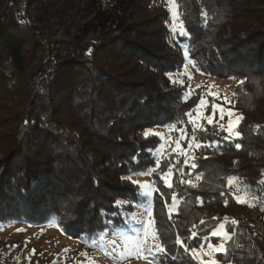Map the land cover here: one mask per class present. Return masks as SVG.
<instances>
[{
	"label": "trees",
	"instance_id": "16d2710c",
	"mask_svg": "<svg viewBox=\"0 0 264 264\" xmlns=\"http://www.w3.org/2000/svg\"><path fill=\"white\" fill-rule=\"evenodd\" d=\"M105 1L104 7L101 0H24L25 16L18 12L19 0H0V55L3 65L10 66L0 73V82L8 93L6 105L13 107L7 116L0 114V146H5L0 153V227L12 222L42 226L54 212L67 235L86 240L112 218L102 212L131 214L142 208L135 206L143 198L134 196L139 189L129 176L155 166L161 141L152 134L145 137L147 128L174 124L192 135L186 114L201 96L193 90L183 99L190 85L179 75L183 44L190 45L200 72L245 80L255 89L263 86L264 64L258 61L264 59V0H245L251 2L246 23L232 32L234 42L228 43L215 39L231 19L230 7L242 6L240 0H175L190 40L171 34L167 9L158 6L162 15H155V4L162 0ZM33 6L39 7L37 17L31 14ZM143 8L145 17L140 15ZM46 24H51L49 32L43 29ZM62 26L75 28V34L67 32L71 41L55 48L51 33ZM90 36L98 39L90 41ZM251 44L258 56L245 52ZM40 45L43 57L31 66ZM176 79L184 85L174 84ZM252 96L248 85L238 87L227 105L244 117L238 127L242 138L222 141L218 151L196 149L197 168L191 175L180 157L176 167L184 175L181 179L174 172L171 189L160 174L175 154L162 157L153 173L160 190L153 197V216L166 252L156 264H200L191 249L218 242L210 233L229 212L258 209L264 232V109L253 104ZM203 125L207 131L197 130V140L227 135H216L215 122ZM236 196L249 203H238ZM173 197L179 203L170 212ZM115 201H123V208H114ZM112 219L130 231L120 215ZM226 228L231 239L224 243L226 253L216 254L220 264H264V236L230 223ZM177 236L182 244L176 243Z\"/></svg>",
	"mask_w": 264,
	"mask_h": 264
},
{
	"label": "rangeland",
	"instance_id": "374dc122",
	"mask_svg": "<svg viewBox=\"0 0 264 264\" xmlns=\"http://www.w3.org/2000/svg\"><path fill=\"white\" fill-rule=\"evenodd\" d=\"M101 3H103L104 7L107 4L105 0H101ZM234 3H238V1L236 0ZM250 3L251 2H246L245 0H240V4L242 5L241 7H233V6L230 7L231 8L230 11L232 12L231 19H229V22L227 21L226 25L223 28V31L217 35L215 42L218 43L222 39L224 40L223 42L225 43H228V41L234 42V40H232V37H233L232 32L235 31L236 29L239 30V28L243 26V23H246L243 21V19H245L244 17L247 18V16L249 15V13L247 12V8L249 7L248 5ZM23 6H25V2ZM158 6H162L164 9H167L170 12V20L169 22H166V23H167L169 30L171 31V34H175L172 31V28L174 26V21L172 18L173 16L172 9H175L177 16H178L177 20L175 21V25L178 27L180 23V16L178 14L177 4L175 0H173L172 3H170L169 0H162V1L157 2V4H155V7L158 8V11L155 12V15L159 14V12H160L159 15H162V12L160 11L162 9ZM19 7H20V2H19ZM144 8L140 12V15L142 17L146 16V14L143 13L145 10ZM25 10L26 9L22 7L21 9L18 10V12L20 15L26 16ZM31 11H32L31 13L32 15L36 17L39 16L40 10L38 6H33ZM150 14L152 13L150 12ZM51 22L55 23L56 21L52 20ZM43 29L44 30L46 29L49 32V30L51 29V24L44 25ZM69 30L70 31H66V29H64V26L60 28L56 27L53 30L51 34L54 35L52 42L56 43V45L54 46L55 48L57 47L65 48L68 44V41H71V37L75 34L76 29L70 27ZM163 30H164V27L162 24L160 32L162 33ZM67 32L71 34V37H68L66 35ZM96 39H98L97 36L89 37L90 41H95ZM40 47L41 45L38 47L35 46L36 54H33L32 58H30L29 60L31 61V66H34L35 62L38 63L40 61L38 58L42 59L43 57V55L39 53V51L41 50ZM26 49L31 50L29 48H26ZM245 52L247 53L249 52L248 55H251L253 54V52H256L258 56L259 51H258L257 46L251 44L249 48L245 49ZM166 54L170 55L168 52ZM261 54H262V58H264V50L261 52ZM3 59H4V56L0 55V62H1L0 63V73H3V71H9L10 69L9 65L7 66L3 65ZM260 62H263L264 64V59L259 60L258 64ZM71 67H74V66H71ZM131 68L132 67L129 66L124 69L130 70ZM188 71L191 74V79L189 80L190 86L193 90H197L198 92H200L199 93L200 96H202V94L204 93L218 92L221 96H227L230 100V98H232L233 94L235 93L238 87L243 88V89L245 87L246 89V86L248 85L250 88L251 95H253L252 96L253 104H256V105L258 104L257 106L259 108L263 107L264 109V75L262 78H259V81L263 82L262 84L263 86L259 87L258 89H255L253 88L252 85H250V83L246 84L245 80L216 78L214 76L207 75V74L200 72L193 65L188 66ZM84 73H86V71H84ZM258 75H262V73H258ZM63 78L64 77L62 76V79ZM241 81H243V84L240 83ZM210 85H212V87H209ZM3 94H4V97H3ZM7 98H8V93H6V90L2 88V85L0 82V114H4L5 116H7V114L5 113H11L13 110L12 106L6 105ZM204 98L209 101L212 100L211 96H205ZM4 108L5 110L3 111ZM232 108L234 112L233 119H235L236 116H241V113L239 111H237L234 107ZM205 114L210 115L211 109L209 108L208 112ZM193 115H195V113ZM216 120H218V115L217 117L214 118V122ZM200 123L203 124L207 122L201 120ZM222 123L225 125V127L228 126L227 116H225ZM146 131H149L150 134L153 132H159L164 135L165 148H164L162 157H167L168 152L170 151V149L168 148L167 141L175 140L180 135L177 131H175V129H172L170 131L168 127H158V126L156 127L155 126V127L147 128ZM191 136L192 135L188 133L187 137H185V140L183 141L184 148H187V143H188V140L191 138ZM192 142L195 143L196 141H192ZM4 147L5 146L3 147L0 146V153H2L1 149ZM173 147H175V145H173ZM195 150H193L190 153V156H193V153ZM156 156H157V152H156ZM179 168L180 167H176V169H179ZM176 169L173 170L172 174H170V182H172L174 172H177ZM165 172H167V170ZM131 179L134 181H138L141 184L145 182L152 183L154 181L153 174L152 175L134 174L131 176ZM154 194H159V192L153 193V197H154ZM178 203L179 201L176 199V206L172 207L171 205V207H169V211L173 212L174 210H176ZM254 209L255 208L251 207L250 209L245 210V211L240 210V212L226 213L224 214V219H223V222H221V224L224 223L225 226L227 227L228 223H230L229 220L232 217L241 216L244 218V222H246L245 223L246 226L242 225L243 228L250 230L256 235L264 236V232L262 229L263 220L261 221V219L259 218L260 216L259 210L256 209L257 211H255ZM142 212H143V208H140L139 210L135 212L137 213L138 218H139L140 213ZM225 218H227V221H225ZM18 229H23V231H18ZM61 229L62 227L60 225L58 227L56 226V224L50 223V222L42 226H33V225H29V224L22 223V222H12L7 225H1L0 227V264H148V262L145 259L143 258L138 259L134 256L121 260L119 258V253L121 251H124V246L121 240L118 237L114 236L113 234L112 235L108 234L103 237V240L106 242L103 246H93V244L90 241L75 239L73 237H70L69 235H67L66 232H64V230H61ZM129 235H131L130 231H129ZM112 240H116V243L119 245V248H117L116 251H113L110 245L107 244V242H110ZM226 241L227 240H222V237H219L218 242L210 241L209 243L215 246H219L220 243L224 244ZM96 244L100 245V240L96 241ZM33 249L35 250V252H33ZM65 249H68V251H65ZM196 251H197V254L201 257V259L198 260L200 264H206V262L210 261L211 259H215L217 261V264H220L218 260L216 259V254L218 252L215 253L214 256L212 257L208 256L207 253L209 249L207 246L203 248L200 247L196 249ZM82 253H87V256L81 255ZM154 264L156 263L154 262Z\"/></svg>",
	"mask_w": 264,
	"mask_h": 264
},
{
	"label": "snow or ice",
	"instance_id": "6c2138e0",
	"mask_svg": "<svg viewBox=\"0 0 264 264\" xmlns=\"http://www.w3.org/2000/svg\"><path fill=\"white\" fill-rule=\"evenodd\" d=\"M170 3L173 2V0H169ZM173 13V21L174 26L172 28V31L174 33L179 32L180 36L188 37L190 40V34L186 31L183 21H180L179 26L177 27L175 25V21L177 20L178 16L175 11V9H172ZM205 18L207 17V12L204 13ZM182 48L184 49V61L182 62V71L179 72L180 76H187L188 79H191V74L188 71V66L193 65L195 66L196 60L193 59L190 56V45L189 44H183ZM199 70V69H198ZM169 78H172V74L169 73ZM173 83L176 85L183 86L184 80L183 79H176L173 80ZM243 84V81L240 82ZM209 87H212L210 85ZM193 93V89L189 85L187 89L183 92V99L186 101ZM205 96H211L212 100L209 101L205 99ZM231 101L227 96H221L218 92L213 93H204L202 94L199 103L191 109L186 115L188 116V123L192 125V136L188 140L187 148L183 147V141L185 140V137H187L188 133L186 128H175L174 124L171 125H165V127H168L170 131L172 129H175L180 135L175 140H169L167 141L168 148L170 151L168 152V157H172L173 153L175 154L174 159H170L167 164V172L160 174V179L164 182L165 186L169 189L173 187V184L170 182V174L173 173V169L176 168V165L180 163V157H184L183 164L189 168V175H191V170H194L197 168L196 163V157L190 156V153L195 150L199 149L201 147L212 150H219L221 146L222 141H235L239 138H242L241 132L238 130L240 122L244 119V117L236 116L234 117L233 108L228 107ZM209 108L211 109V114L206 115L205 113L208 112ZM195 113V115H193ZM218 120L215 121L216 125H218V131L216 135L219 134V132H226L227 135L223 136L221 140H213V141H206V140H197L196 132L197 130L200 131H207V128L200 123L201 120L206 121L207 124L211 125L214 123V118L217 117ZM225 116L228 117V126L225 127V125L222 123ZM259 127V126H257ZM149 131H146L144 133V136L147 137L149 135ZM152 135H155L159 137L161 144L155 151L157 152V156L154 161L155 166H149L146 170L141 171L139 173H135L138 175H152L153 173L157 172V169L160 168L161 162H162V154L165 148V137L162 133L159 132H153ZM192 141H196L193 143ZM175 145V147H173ZM235 147L237 149L241 148L240 143H235ZM149 152H152L153 149H149ZM135 159V158H134ZM178 174L182 177L184 175L183 169L179 168L176 169ZM129 179L131 180V176H129ZM196 179H199V174H197ZM235 179V177L229 178L228 183L231 184L232 180ZM134 185H137L139 191L134 193V196H138L143 198V202L139 205H135L138 207L143 208V212L140 213L139 218L137 216V213L132 212L131 214L123 213V212H117L114 211L112 213H106L102 212L101 214L106 217H116L117 215H120L121 220H123L124 224L127 225L128 229L131 232V235H129V231H125L124 228L117 227L116 223L112 218L106 219L104 221L105 229L100 232L91 234L90 236H86L85 239L89 240L93 246H103L106 242L103 240V237L109 234L108 230H111V234L118 237L123 246L124 251H121L119 253V258L121 260L127 259L129 257H136V258H143L145 259L148 264H154V262L158 261L162 254L166 252V247L163 243H161V238L157 230L156 220L153 216V193L159 192V188L156 187L155 181L152 183L145 182L143 184L139 183L138 181H131ZM183 183H188L191 186H195L192 184L191 180L180 181ZM241 191L247 192V188L241 189ZM223 195V193H221ZM233 195H235L233 193ZM161 196H163V193H161ZM238 203H249V200L246 198H241L239 196L235 197ZM225 204H227V200L224 201ZM124 206L123 201H115L113 204V207L116 209H122ZM176 206V199L173 197V204L172 207ZM249 206H254L253 204H250ZM225 221H227V218H225ZM50 223L56 224V226L59 227V216L56 213H52V215L49 218ZM233 224L236 223V221H232ZM63 230V229H61ZM18 231H23V229H18ZM193 237H195L196 233L192 234ZM210 235L212 237H222V240H228L231 239L229 236L226 226L224 223L219 224L216 229H214ZM100 240V245L96 244L97 240ZM204 239L207 241L209 237H204ZM177 244H182L183 241L177 236L176 239ZM108 245H110L111 249L113 251H116L117 248H119V245L116 243V240H112L110 242H107ZM185 250L187 251V245H184ZM201 248L204 247L203 244L200 246ZM207 247L209 249L207 255L212 257L217 252H225L226 249L224 247L223 243H220L219 246H215L211 243L207 244ZM65 251H68V249H65ZM33 252L35 250L33 249ZM191 252L193 254V257L195 259H201V257L197 254V251L195 248L191 249ZM81 255L87 256V253H82ZM206 264H217V261L215 259H211L210 261L206 262Z\"/></svg>",
	"mask_w": 264,
	"mask_h": 264
},
{
	"label": "built area",
	"instance_id": "2783aa9c",
	"mask_svg": "<svg viewBox=\"0 0 264 264\" xmlns=\"http://www.w3.org/2000/svg\"><path fill=\"white\" fill-rule=\"evenodd\" d=\"M20 1V8H22V7H24L23 5H24V1L23 0H19ZM22 14V13H21ZM178 173V172H177ZM180 176V175H179ZM180 178L182 179L183 178V176L181 177L180 176ZM259 218L261 219V221H262V217L261 216H259ZM236 221V223L235 224H233L232 223V221ZM229 222H230V224H232L233 226H246V222H244V218L243 217H241V216H237V217H232L230 220H229ZM242 226V227H243Z\"/></svg>",
	"mask_w": 264,
	"mask_h": 264
}]
</instances>
